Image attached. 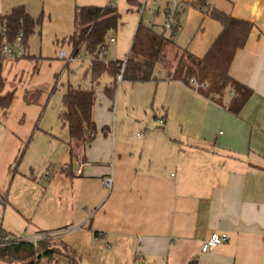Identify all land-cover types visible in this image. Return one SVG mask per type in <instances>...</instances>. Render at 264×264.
Instances as JSON below:
<instances>
[{
  "label": "crops",
  "instance_id": "0c3cea01",
  "mask_svg": "<svg viewBox=\"0 0 264 264\" xmlns=\"http://www.w3.org/2000/svg\"><path fill=\"white\" fill-rule=\"evenodd\" d=\"M65 1L72 12L65 39L74 32L78 7L105 8L114 2L117 12L142 9L140 0H124L126 6L122 0ZM221 1L224 6L216 10L254 26L229 69L233 80L252 91L238 116L225 108L232 91L220 106L179 81L163 80L162 74L155 83L131 84L123 90L131 115L117 120L109 110L113 103L105 102L103 113L94 104V139L84 137L82 143L68 138L59 171L70 180L71 199L84 216L79 228L87 231L91 244L105 246L108 260L264 264V0ZM16 7L34 18L24 0H0V16ZM203 20L213 25V32L200 53L192 54L195 57L205 54L221 31L207 16ZM122 24L120 15L118 27ZM68 46L67 57L73 55ZM128 54L116 62H125ZM119 97L120 91L117 101ZM107 177L112 179L110 192L102 186ZM82 186L88 189L81 191ZM84 194L88 200L80 204ZM212 233L226 235L227 241L202 254L200 247Z\"/></svg>",
  "mask_w": 264,
  "mask_h": 264
},
{
  "label": "rangeland",
  "instance_id": "374dc122",
  "mask_svg": "<svg viewBox=\"0 0 264 264\" xmlns=\"http://www.w3.org/2000/svg\"><path fill=\"white\" fill-rule=\"evenodd\" d=\"M24 1L34 15V18L30 17L39 25L27 41L29 57L1 61V95L14 93V99L8 110H0V227L16 239L32 237L37 231L46 230L48 237L38 249H55L57 253L50 260L42 258L40 264H124L123 260H108L105 246L100 242L91 244L87 231L81 230L84 216L78 214L71 199L70 180L59 171L67 156L68 131L59 119L67 88H93L96 110L103 113L105 102L109 101L104 90L114 80L104 73L97 83H93L87 72L91 63L84 60L87 54L83 49L78 53L81 60L75 57L67 64L57 57L61 51L71 54L68 46L71 44L65 37L70 35L71 27L67 26V21L72 22V12L65 0ZM140 1V12L118 11L123 24L107 35L106 53L99 61L105 64L123 61L140 22L155 33L162 32L163 9L172 0ZM176 1L187 3L188 0ZM203 3L208 8L201 7L199 1L186 8L175 36L169 32L164 35L190 54L200 53L203 41L213 32V25L203 20L206 11L224 6L221 0H203ZM122 5L126 6V1L122 0ZM111 6L115 7L114 2ZM210 24L216 23L211 21ZM109 37H115L116 41L109 43ZM166 53L172 60L174 50L169 49ZM166 73L162 70L164 76ZM129 86L131 83L116 82V96L109 110L112 116L116 114L117 120L132 114L129 97L127 104V98L122 95ZM87 189L81 187V191ZM91 192L97 193V190ZM82 199L80 204L88 200L85 194Z\"/></svg>",
  "mask_w": 264,
  "mask_h": 264
},
{
  "label": "trees",
  "instance_id": "16d2710c",
  "mask_svg": "<svg viewBox=\"0 0 264 264\" xmlns=\"http://www.w3.org/2000/svg\"><path fill=\"white\" fill-rule=\"evenodd\" d=\"M201 7L204 6L203 0ZM203 3V4H202ZM199 6V5H198ZM208 8V6H206ZM201 8L199 7L198 10ZM206 16L220 25L221 31L203 57H195L164 35L152 29L138 24L129 54L125 62H113L105 64L104 61H96L89 65L87 72L93 83L108 73L114 83L105 88L104 94L113 103L116 96V82H119L121 66V81L131 84L155 83L160 80L162 70L167 71L163 80L179 81L190 90L203 97L210 98L217 105L223 106V97L226 92L233 93L232 99L225 106L228 113L238 116L252 96V91L246 86L236 82L229 75L230 66L236 53L242 50L253 29V25L233 18L219 10L206 11ZM120 24V15L112 6L78 7L74 12V32L68 38L73 54L77 55L80 50L85 53H99L105 47V40L110 32H116ZM39 22L32 19L23 7H16L8 15L0 16V28L5 29V34H0L2 39H15L22 33L24 44L27 47L28 38L33 34L35 26ZM179 26V25H178ZM178 27L172 32L175 36ZM1 40V39H0ZM174 50L172 60L167 57V50ZM26 58V57H25ZM2 60H0V110L6 111L11 106L14 93L1 95L3 91V78L1 75ZM175 63V64H174ZM96 100L92 89L68 87L63 98V110L59 119L68 131L71 142H82L84 137L91 142L96 135V126L92 115ZM106 133V129L102 130ZM44 241V240H43ZM31 243L12 244L0 249V262L5 264H38L42 258L52 259L57 253L55 249L38 247ZM21 259V260H20ZM27 261V262H25ZM188 264H197L191 261Z\"/></svg>",
  "mask_w": 264,
  "mask_h": 264
},
{
  "label": "built area",
  "instance_id": "2783aa9c",
  "mask_svg": "<svg viewBox=\"0 0 264 264\" xmlns=\"http://www.w3.org/2000/svg\"><path fill=\"white\" fill-rule=\"evenodd\" d=\"M147 0L144 1L146 3ZM199 0H188L187 3L184 2H177V1H170L166 4L165 9V18L164 23L162 25V31L166 32H172L181 21L182 14L186 11V8L188 6H193L197 4ZM198 6V5H197ZM203 7H206V4H204ZM5 29L0 28V34H5ZM0 60L4 61L5 59L8 60H21L27 56V47L24 44L22 33H19L18 36L13 40H5L0 38ZM109 43H114V38L109 37L108 39ZM106 49L103 47L99 53H92L85 55L84 60L92 63L94 61H99L100 57L102 58L105 56ZM75 57H77L79 60H81V57L75 54L67 57L64 51L59 52L58 58L60 60L65 61L67 64L70 63ZM123 72V65L121 66L120 70V76L118 77V80L121 81V73ZM233 96V93H232ZM76 174H81V168L76 170ZM102 186L105 190L108 192L112 189V179L110 177H107L102 180ZM48 237L47 234H35L32 237L29 238H22V239H16L9 237L8 235L4 234L0 227V249L6 248L12 244H19V243H31L33 245H37L39 242L46 240ZM227 241V236L224 234H217L212 233L208 237V239L201 245L200 252L202 254H207L212 251H214L217 247L220 245L225 244Z\"/></svg>",
  "mask_w": 264,
  "mask_h": 264
}]
</instances>
